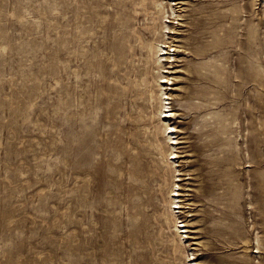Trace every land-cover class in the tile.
I'll return each mask as SVG.
<instances>
[{"label": "rangeland", "instance_id": "obj_1", "mask_svg": "<svg viewBox=\"0 0 264 264\" xmlns=\"http://www.w3.org/2000/svg\"><path fill=\"white\" fill-rule=\"evenodd\" d=\"M0 264H264V0H0Z\"/></svg>", "mask_w": 264, "mask_h": 264}, {"label": "bare ground", "instance_id": "obj_2", "mask_svg": "<svg viewBox=\"0 0 264 264\" xmlns=\"http://www.w3.org/2000/svg\"><path fill=\"white\" fill-rule=\"evenodd\" d=\"M158 6H160V7H162V10H165V7L163 6V4L162 3H159L158 4ZM164 29H168V26L166 25L165 27H164ZM159 49V51H163V49H162V46L160 47V48H158ZM164 54H168L167 52H165ZM168 58V57H167ZM170 58V57H169ZM168 58V59H169ZM162 61V58H161V56L158 58V62L160 63ZM162 68V67H161ZM160 69V68H159ZM160 78H163V77H161L160 76ZM167 78V77H166ZM171 78L169 77V78H167V80L169 81ZM162 85L160 84V87H161ZM164 94V93H163ZM162 113V115H165L164 116V121H167L168 119H171L175 114L173 113V112H171V111H165V112H161ZM169 113V114H168ZM160 121H162V119H160ZM172 129V132H170L169 134H171V133H173V132H175L176 131V129L175 128H173L172 126H170V125H167L166 124V129ZM170 140H173L171 137H170ZM178 142L177 141H175V142H172V144H177ZM181 195H180V193H175V194H173L172 195V200H173V202H172V204L173 205H178V204H181L182 202H181V200L179 199V197H180ZM176 199H177V201H176ZM175 209L176 208H181V207H178V206H176V207H174ZM174 217H175V215H174ZM185 226V225H184ZM184 226H182V227H184ZM178 231V230H177ZM192 231V230H191ZM190 231V232H191ZM188 232V230H185V231H183V232H181V233H187ZM183 243V242H182ZM194 260V259H193ZM193 260H191V261H193Z\"/></svg>", "mask_w": 264, "mask_h": 264}]
</instances>
